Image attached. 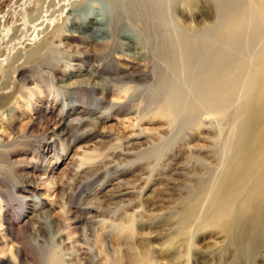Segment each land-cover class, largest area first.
I'll return each instance as SVG.
<instances>
[{
    "label": "rangeland",
    "instance_id": "obj_1",
    "mask_svg": "<svg viewBox=\"0 0 264 264\" xmlns=\"http://www.w3.org/2000/svg\"><path fill=\"white\" fill-rule=\"evenodd\" d=\"M116 1L0 0V264H264L256 2ZM105 7L133 51L69 33Z\"/></svg>",
    "mask_w": 264,
    "mask_h": 264
},
{
    "label": "bare ground",
    "instance_id": "obj_2",
    "mask_svg": "<svg viewBox=\"0 0 264 264\" xmlns=\"http://www.w3.org/2000/svg\"><path fill=\"white\" fill-rule=\"evenodd\" d=\"M105 1V3H106V5L108 6H115L116 8L119 6V4H117L118 2L116 1V0H104ZM138 1V2H137ZM141 1H144L143 3H146V5H148V7L147 8H149L150 10H151V7H156V9H155V12L156 13H158V14H161V12H162V10H161V4H162V2H160L161 0H134V2H137L138 4H140V2ZM183 1H186V2H191V0H183ZM255 2H256V4H257V7L259 8V11H261V19H263L264 20V0H254ZM192 2H193V0H192ZM131 5V4H130ZM167 5V4H166ZM75 7V6H74ZM166 8V7H165ZM74 9V8H73ZM82 9V8H81ZM80 9V10H81ZM75 10V9H74ZM74 10H72V12H71V14H69V17L67 18V20H68V25H69V33L70 34H73V35H75L76 37H77V39H82V40H84V42L86 41L87 43H90L91 45H93L95 48H99L100 50L102 49L103 50V48L105 47V46H107L109 43H110V40L112 39H114V40H117L116 42H118L120 45H121V47H122V54L127 50V51H133L132 49H134V43H133V45H132V41H129V43H127V42H125V41H121V38H122V36H124L123 34H122V32L121 33H119V34H116V33H114V32H116V31H114V20L113 19H111V17H109L110 16V13L108 12V8L107 7H105V8H100V9H98V12H95L93 9H88V10H86V11H83L82 13H80L79 14V10H77V11H74ZM158 14H153L152 13V15H154V17L156 16V17H158L159 15ZM158 15V16H157ZM132 20V19H131ZM117 21V20H116ZM115 21V22H116ZM119 22V21H118ZM243 22H244V19H243V17H238V18H236L235 20H233L230 24H232V25H235V27H237L236 25L238 24V27H240L241 29H243V27H244V24H243ZM167 24V23H166ZM251 24V23H250ZM118 27V26H117ZM158 28H157V30H155V32L157 33V35H158V39H165V35L167 34L166 32V30L167 29H160L159 28V25L157 26ZM117 29V28H116ZM117 30H119V28L117 29ZM122 30H124L123 28H122ZM240 30V29H239ZM140 31V30H139ZM239 32V31H238ZM237 32V33H238ZM128 33V32H127ZM141 33V32H140ZM89 34V35H88ZM133 34V33H132ZM122 35V36H121ZM135 35V34H134ZM129 36H131V35H129ZM128 37V36H127ZM125 39H129V40H132L133 38H131V37H129V38H126V37H124ZM134 40V39H133ZM139 40V39H138ZM137 40V41H138ZM136 41V40H135ZM66 42V41H65ZM63 43V42H62ZM61 43V44H62ZM166 43V41H164L162 44H165ZM89 44V45H90ZM66 44H62V46H65ZM111 45V44H110ZM73 46V45H72ZM108 48H110V47H108ZM107 48V49H108ZM119 48V50H120V47H118ZM111 49H112V47H111ZM106 50V49H105ZM117 50V49H116ZM116 50L115 51H112V52H116ZM118 50V51H119ZM160 50V52H163V50H164V47H162L161 49H159ZM104 51V50H103ZM117 51V52H118ZM120 52V51H119ZM113 54V53H112ZM115 54V53H114ZM102 55V54H101ZM188 57V56H187ZM127 62V61H126ZM135 63V62H134ZM134 65V64H133ZM137 65V64H136ZM94 67V66H93ZM123 67V66H122ZM136 67V66H135ZM94 71H96V69H94ZM125 75H126V73H125ZM129 78L128 79H131L132 80V78H133V76H131V75H127ZM211 78V77H210ZM202 80H204V79H202ZM201 80V81H202ZM206 80V79H205ZM262 81V80H261ZM204 82V81H203ZM220 84V83H219ZM205 85V84H204ZM216 85V84H215ZM200 86H202V85H199V88H200ZM217 86H218V83H217ZM198 88V87H197ZM202 88V87H201ZM200 88V89H201ZM217 88V87H216ZM211 89H213V88H211ZM218 89V88H217ZM176 93H177V91H178V89L176 90V88L175 89H173ZM202 90V89H201ZM227 90V89H226ZM234 90V89H233ZM173 91V92H174ZM181 91V90H180ZM205 91V90H204ZM199 92V91H198ZM200 92H202V91H200ZM233 92V91H232ZM179 93V92H178ZM181 93V92H180ZM204 93V92H203ZM208 93V92H207ZM206 93V94H207ZM171 94H172V92H171ZM174 94V93H173ZM208 94H210V93H208ZM207 94V95H208ZM252 95V94H251ZM179 96V95H178ZM199 96H201V95H199ZM198 96V97H199ZM177 97V96H176ZM213 97V96H212ZM255 97V96H254ZM174 98H175V96H174ZM181 98H183V96L181 97ZM180 98V99H181ZM256 98V97H255ZM175 99H178V97L177 98H175ZM204 99V98H203ZM209 99V98H208ZM208 99H206V100H208ZM261 99V98H260ZM262 99L264 100V91H263V94H262ZM261 99V100H262ZM182 100V99H181ZM181 100H180V102H178V104L179 103H181ZM260 100V101H261ZM174 101V100H173ZM177 101V100H176ZM175 101V102H176ZM178 101H179V99H178ZM205 101V100H204ZM203 101V102H204ZM254 101H255V99H254ZM259 101V100H258ZM177 103V102H176ZM264 103V102H263ZM225 104V103H224ZM205 105V104H204ZM203 105V106H204ZM207 105V104H206ZM261 105V104H260ZM259 105V106H260ZM211 106V105H210ZM263 106V105H262ZM222 107H224V106H222ZM258 108V107H257ZM260 108V107H259ZM263 108V107H262ZM214 108H212V109H210V110H212V111H214L213 110ZM223 109V108H222ZM264 109V108H263ZM209 110V111H210ZM224 110V109H223ZM212 111H210V112H212ZM259 111V110H258ZM258 111H255L254 113L256 114V112H258ZM261 111V110H260ZM224 112V111H223ZM222 113V112H221ZM221 113H219L218 112V114H219V116H220V114ZM224 113H226V112H224ZM253 113V112H252ZM253 113V114H254ZM260 113V112H259ZM259 113H257V114H259ZM251 114V113H250ZM250 114H249V116H250ZM254 114V115H255ZM260 114H262L263 115V113H260ZM252 115V114H251ZM222 116V115H221ZM258 116V115H257ZM252 117H253V115H252ZM255 117V116H254ZM251 118V117H250ZM250 118H248V119H250ZM256 118V117H255ZM254 119V118H253ZM260 119V118H259ZM259 119H257L256 121H258ZM262 119H263V117H262ZM247 122H248V120H246ZM262 121H264V120H261V122ZM247 122H245V123H247ZM250 122H252V119H251V121ZM259 122V121H258ZM79 123L81 124L82 122H80L79 121ZM244 123V124H245ZM257 123V122H256ZM256 123L254 124V125H256ZM78 124V123H77ZM262 124V123H261ZM250 126H248L247 125V127H245V129H240L242 132H243V134H244V136L246 137L247 135H249L248 133H249V131H248V129H246V128H248L249 127V129H250V127L251 128H254L253 127V125L252 124H249ZM252 125V126H251ZM258 125V124H257ZM244 126V125H243ZM242 126V127H243ZM245 126H246V124H245ZM259 126V125H258ZM257 126V127H258ZM258 129V128H257ZM251 130V129H250ZM252 132H253V130H252ZM242 134V135H243ZM261 134L263 135L264 134V123L261 125V129H260V132H256L255 134H254V137H255V135H256V137L258 136V135H260L261 136ZM241 135V136H242ZM253 135V134H252ZM240 136V137H241ZM264 136V135H263ZM263 136H261V138L263 137ZM239 137V138H240ZM241 138H243V137H241ZM249 138V137H248ZM252 137H250V139H251ZM261 138H258L259 140H255V142H253L254 144L256 143V141H257V143H259L258 141H260V140H263L264 139V137H263V139H261ZM253 139V138H252ZM256 139V138H255ZM243 140H244V138H243ZM242 140V141H243ZM241 141V139H240V142H242ZM245 141V140H244ZM244 141L242 142V143H244ZM247 141V140H246ZM249 142H250V140H248ZM253 141V140H252ZM252 143V142H251ZM252 143V144H253ZM257 143H256V145H257ZM262 143L263 144H260L259 146H261V145H264V142L262 141ZM253 144V145H254ZM250 145V144H249ZM251 146V148L252 147H256V145L255 146ZM261 148V147H260ZM246 149V148H245ZM262 149V148H261ZM248 150V149H247ZM252 150V149H251ZM253 150H254V148H253ZM252 150V151H253ZM262 151V150H261ZM248 152H249V154H250V150H248ZM248 152H245V154L247 153L248 154ZM255 152V151H254ZM249 154H248V156H249ZM254 154V153H253ZM252 154V155H253ZM245 157H247V156H245ZM248 158V157H247ZM246 159V158H245ZM251 159H252V157H251ZM241 220H239V222H240ZM242 223V222H241ZM231 224V223H230ZM226 229V228H225ZM229 233V232H228ZM227 233V234H228ZM230 234V233H229ZM234 238V237H233ZM145 255V254H144ZM145 258V257H144ZM151 260V259H150ZM153 262V261H152ZM143 263V262H142Z\"/></svg>",
    "mask_w": 264,
    "mask_h": 264
}]
</instances>
